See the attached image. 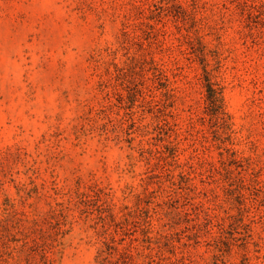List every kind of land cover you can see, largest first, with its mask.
Here are the masks:
<instances>
[{
    "label": "rangeland",
    "instance_id": "rangeland-1",
    "mask_svg": "<svg viewBox=\"0 0 264 264\" xmlns=\"http://www.w3.org/2000/svg\"><path fill=\"white\" fill-rule=\"evenodd\" d=\"M178 2L0 0V264H264V0Z\"/></svg>",
    "mask_w": 264,
    "mask_h": 264
},
{
    "label": "trees",
    "instance_id": "trees-1",
    "mask_svg": "<svg viewBox=\"0 0 264 264\" xmlns=\"http://www.w3.org/2000/svg\"><path fill=\"white\" fill-rule=\"evenodd\" d=\"M175 2L179 3L178 0H174ZM134 6L136 3H133ZM171 4V3H170ZM180 4H182L180 2ZM172 5V4H171ZM175 6L176 5H172ZM252 6V5H251ZM250 6V7H251ZM137 7H140V4L137 5ZM249 7V8H250ZM141 8V7H140ZM124 24V27L121 29V37L119 40V45L126 43V39L128 36V31L125 27V20L122 22ZM205 58V55H204ZM202 60V80H203V86L205 88V101H206V112L210 117H213L216 120H224L225 111L223 108V94L218 87L217 82L214 80L213 75L211 73V70L208 66L207 59ZM132 63L131 68H127L125 73H122L124 76L127 77L128 80L132 79L134 81L139 80V77L142 73H145L147 71H151L153 77L157 80L166 79V70L163 68L162 65L153 57V55L146 53V51H142L141 49L137 52H133L129 57V64ZM116 69L121 70L119 66L116 64ZM124 72V71H123ZM128 99L133 101L134 94L133 92H129L127 95ZM142 145V144H141ZM178 144L176 142H169L165 144L166 150H156L152 151L151 149H145L142 147L140 152H147L149 154L156 153V159L158 161H162L163 163L168 162H179V149H177ZM171 160V161H167ZM177 160V161H175ZM161 172H158L157 169H150V171L147 173L149 177H161ZM170 169L168 170V174H170ZM159 183H161L159 181ZM149 188V187H148ZM148 195H154L155 189L147 190Z\"/></svg>",
    "mask_w": 264,
    "mask_h": 264
}]
</instances>
